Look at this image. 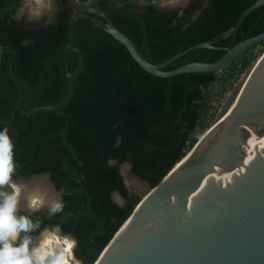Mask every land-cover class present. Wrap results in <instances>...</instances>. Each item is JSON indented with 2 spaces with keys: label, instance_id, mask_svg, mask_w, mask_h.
Wrapping results in <instances>:
<instances>
[{
  "label": "trees",
  "instance_id": "16d2710c",
  "mask_svg": "<svg viewBox=\"0 0 264 264\" xmlns=\"http://www.w3.org/2000/svg\"><path fill=\"white\" fill-rule=\"evenodd\" d=\"M89 0H56L59 9L50 23L17 19L16 0H0V45L15 49L13 70L24 90V107L55 106L67 96L64 66L66 28L72 10ZM140 0H93L109 13L153 64H161L200 42L227 47L226 30L256 0H192L185 8L160 10L140 6ZM152 1V0H145ZM264 31V4L240 24L233 44ZM74 39L84 56L69 105L59 112L21 113L19 89L9 70L12 52L0 49V130L7 127L14 143L17 168L12 178L47 173L65 207L20 211L38 227L28 232L32 242L44 229L61 228L74 235V249L83 264H93L144 195L124 183L120 164L156 185L186 154L211 124L209 87L232 84L264 51V41L241 54L219 72H189L162 78L144 70L127 48L105 28L104 19L88 13L74 25ZM224 49L197 48L162 67L174 70L190 62H214ZM80 62L72 52L68 66ZM112 160L110 166L108 161ZM3 191H7L6 187ZM116 192L123 207L113 202ZM42 231V232H43ZM25 233H21L23 237ZM37 236V237H36ZM36 237V238H35Z\"/></svg>",
  "mask_w": 264,
  "mask_h": 264
},
{
  "label": "water",
  "instance_id": "95a60500",
  "mask_svg": "<svg viewBox=\"0 0 264 264\" xmlns=\"http://www.w3.org/2000/svg\"><path fill=\"white\" fill-rule=\"evenodd\" d=\"M20 2L16 0L11 8L17 10ZM262 4L264 0L253 2L225 31V36L233 34L227 47L200 42L161 64L149 62L138 46L116 28L109 13L91 4L78 5L70 13L66 28L64 66L68 92L55 106L25 109L23 86L13 70L16 51L9 45H0V49L12 52L9 70L19 89L21 113L30 116L43 111L59 112L72 101L77 76L84 66V56L73 34L79 16H101L107 32L127 48L144 70L168 78L189 72H219L263 42L264 31L233 44L244 18ZM197 48L224 49L225 54L214 62H190L171 71L162 70ZM72 52L80 58L73 72L68 66ZM201 136L186 156L142 196L93 264H264V154L246 143L250 136H264V51L226 112ZM250 155L256 158L245 165ZM36 176H44L61 199L47 173L12 179L27 181ZM21 204L18 216L20 211L32 212Z\"/></svg>",
  "mask_w": 264,
  "mask_h": 264
},
{
  "label": "clouds",
  "instance_id": "9594fccd",
  "mask_svg": "<svg viewBox=\"0 0 264 264\" xmlns=\"http://www.w3.org/2000/svg\"><path fill=\"white\" fill-rule=\"evenodd\" d=\"M181 0H166L160 7L180 5ZM184 6H187L184 3ZM52 0H34V6H30L28 16L40 17L45 9L51 10ZM178 15H183L181 11ZM19 19V16L16 17ZM196 139H202L198 135ZM251 148L264 154V136L249 137L246 141ZM14 143L9 135V130L4 127L0 130V264H83L77 259L74 249L78 246V240L74 235L61 234V228L56 226L49 230L45 229L42 237L35 246L28 232L38 227L28 216L17 215L20 196L23 187L13 181L12 177L16 171L17 164L14 161ZM255 155L245 159L248 165ZM113 164L112 160L108 161ZM5 187L11 192L3 191ZM113 202L123 207V199L117 193H113ZM45 205V197L35 189L27 197V207L30 211H38ZM65 204L61 199H53L49 202V214L54 215L64 210ZM25 233L21 237V233ZM98 264V262H96Z\"/></svg>",
  "mask_w": 264,
  "mask_h": 264
},
{
  "label": "rangeland",
  "instance_id": "374dc122",
  "mask_svg": "<svg viewBox=\"0 0 264 264\" xmlns=\"http://www.w3.org/2000/svg\"><path fill=\"white\" fill-rule=\"evenodd\" d=\"M73 2H77V0H72ZM93 0H89L86 4H90ZM192 0H181L180 5L177 6H167V7H160L161 3H165L166 0H152V1H145L140 0L139 4L140 6H147V5H153L155 8H159L161 10L165 9H177L178 12H181L180 9L185 8L184 3L187 5ZM30 6H34V0H21L19 8L16 10V16H19L20 18H25V20L29 23L33 24H41V23H50L53 21L59 6L56 2V0H52V7L51 10L45 9L43 14L40 17H31L28 16V10ZM257 60V59H256ZM254 64V63H253ZM252 64V66H253ZM251 66V67H252ZM250 67V69H251ZM249 70H247L245 73H243L241 76H239L232 84L228 83H220L216 82L212 84L209 89V96H210V109L208 112L209 119L207 120L211 125L217 121L223 114L226 112L238 92L241 90L247 75L249 73ZM120 172L123 176V180L126 184V186L136 192L137 194L143 195L148 191V185L145 181L139 179L135 175H133L130 171V167L128 163H122L120 164ZM8 192H11V189L6 187ZM116 193V192H114ZM118 194V193H117ZM119 195V194H118ZM120 196V195H119ZM113 198V194H112ZM123 199V198H122ZM55 228V227H54ZM53 229V228H52ZM51 230V229H50ZM43 233V232H42ZM42 233L33 240L32 245L34 246ZM62 234V233H61Z\"/></svg>",
  "mask_w": 264,
  "mask_h": 264
},
{
  "label": "bare ground",
  "instance_id": "6f19581e",
  "mask_svg": "<svg viewBox=\"0 0 264 264\" xmlns=\"http://www.w3.org/2000/svg\"><path fill=\"white\" fill-rule=\"evenodd\" d=\"M14 182L22 186L26 185V187H23V191L21 193L20 201H19V203H22L21 205L24 207L27 206L28 195L32 193L35 189H39L40 193L44 195L45 205L47 206H49V202L51 200L58 199V193L53 189L52 185L47 181V179L44 176H36L27 181H14ZM41 237L42 235L40 236L36 244L39 242Z\"/></svg>",
  "mask_w": 264,
  "mask_h": 264
}]
</instances>
